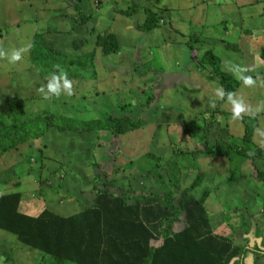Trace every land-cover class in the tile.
<instances>
[{
	"label": "rangeland",
	"instance_id": "374dc122",
	"mask_svg": "<svg viewBox=\"0 0 264 264\" xmlns=\"http://www.w3.org/2000/svg\"><path fill=\"white\" fill-rule=\"evenodd\" d=\"M131 2L136 8L128 20L123 13ZM73 6L66 0H0V140L6 143V150H0V193L23 194L19 210L26 215L47 208L68 216L90 202L96 165L101 164L100 174L114 194L173 193L181 179L185 185L200 175L191 193L204 204L213 233L264 252V185L256 181L257 170L249 161L228 157L230 147L244 136V118L251 142L258 148L264 144V62L259 58L264 3L240 9L234 0H88L82 5L87 22ZM145 10L160 16L159 29L138 46L136 24L144 20ZM30 14L39 15L38 26L30 25ZM19 22L20 35L12 28L9 36L3 33ZM37 32L47 42L45 34H58L52 40L60 55L58 71L49 77L35 68L26 71L13 57L16 50L21 57L23 48L27 56ZM105 32L115 33L119 52L103 63L94 43L95 35ZM191 36L192 45L186 43ZM190 46L198 51L190 52ZM205 52L219 59V70L238 83L234 94L224 97L211 68L198 64ZM91 53L95 67L82 69L79 64L88 63ZM6 66L14 74L10 78L3 73ZM177 76L175 87L168 86ZM16 100L21 114H11L5 105L14 102L20 111ZM108 114L140 119L141 129L102 142L93 140L91 132L68 127L74 119L88 123ZM15 115L20 130L32 123L35 135L17 130ZM194 119L199 131L190 141L181 127ZM213 148L221 154L207 153ZM257 166L264 171V159ZM13 241L0 239V264H50V258ZM243 263L264 264V255L248 251Z\"/></svg>",
	"mask_w": 264,
	"mask_h": 264
},
{
	"label": "trees",
	"instance_id": "16d2710c",
	"mask_svg": "<svg viewBox=\"0 0 264 264\" xmlns=\"http://www.w3.org/2000/svg\"><path fill=\"white\" fill-rule=\"evenodd\" d=\"M66 1L72 2L76 15L79 13L82 21L87 22L88 17L82 12V5L88 0ZM259 1L264 3L261 0H234L235 5L240 9L252 7ZM28 8L31 12H35L32 7ZM135 8L136 4L131 2L129 10L123 13L125 18L132 19ZM145 14L142 23L136 24V30L139 31L138 46L143 43L145 35L159 29L158 17L160 16L149 10H145ZM30 16L32 18V14ZM38 16L37 14L35 18L28 19V21L32 20L31 26L35 27L38 26L37 23H41ZM19 23V25H13L17 33L23 26V22ZM226 25L225 21L222 26L225 28ZM7 31L6 29L3 33L6 35ZM94 33L92 30L91 34ZM102 34V36L95 35L94 46L95 52L98 51L99 61L106 63L110 56L119 52V48L115 33ZM41 35L38 32L32 35L27 48V56L23 48L21 57L18 55V50L13 51V57L16 62L20 63V67H26V71L29 67L35 68L42 75L49 77L52 76L54 70L58 71L57 58L60 55L54 52L52 45L53 38H56L58 34L54 32L45 34L48 42ZM194 40V36H191L186 43L192 45ZM137 50L139 48L133 49L132 53L134 54ZM189 51L197 52L198 50L191 47ZM132 53L128 55L130 63ZM259 58L264 62V45L260 49ZM193 59L197 60L195 57ZM95 60L94 53H91L88 56V63L79 64V66L82 69L84 66L93 69ZM197 62L211 68V73L219 79V88L224 97L237 91L238 83L230 74L219 70L220 61L212 56L211 52H205ZM122 65L125 67L126 62L123 61ZM132 71H136V67ZM178 76L177 80H173L168 86L175 87V82L181 78ZM19 100H16V104L20 111H17L13 105L14 102L5 104L11 114L15 112L21 114L22 106ZM125 109L126 107L124 111ZM149 114L150 117L155 115L153 111H149ZM20 122V116L15 115L13 123L17 130L27 134L35 133L36 129L32 128V123L27 124L30 127L25 125L20 130ZM73 122H69L70 129L79 128L86 133L91 132L93 140L102 142L109 138L118 139L132 134L140 130L142 126L140 119L133 121L131 117L119 118L113 114H108L98 121L81 123L74 119ZM243 127L244 136L237 145L230 147L231 154L228 157L230 160L235 158L237 161H249L257 170L256 181L264 185V171L257 166V162L264 159V144L258 148L251 142V131L246 118L243 119ZM198 131L199 127L195 119L182 124V135L190 141L195 139ZM8 132L5 136L9 134ZM7 139L9 138L5 140ZM20 140L24 141L25 138L21 137ZM5 145L6 143L0 140V150H6ZM8 145L13 149L16 147L15 143ZM207 153L221 154L218 148L210 149ZM105 157V153L99 154L102 163L106 162ZM101 167V164L95 167L97 168V172L94 173L96 186L95 188L92 186L94 193L90 202L72 215L66 216L45 208L37 216H29L19 210L23 194L20 192L0 193V239L6 238L11 242L13 239V242H18L21 246L40 253V258L45 260L50 258V264H233L235 262L244 264L243 260L248 251L264 255V252L256 245L251 248L235 245L229 236L213 233L204 204L191 193L200 184L202 179L200 175L195 178L189 177L191 180L185 185H183L184 178L181 179L178 190L173 193L151 190L143 194L132 191L114 194L110 191L111 182L106 181V178L100 174L99 168ZM2 183H7V180H3ZM64 199L68 200L70 197ZM5 248L6 246L3 245L1 251ZM10 256L7 261L11 260Z\"/></svg>",
	"mask_w": 264,
	"mask_h": 264
},
{
	"label": "crops",
	"instance_id": "0c3cea01",
	"mask_svg": "<svg viewBox=\"0 0 264 264\" xmlns=\"http://www.w3.org/2000/svg\"><path fill=\"white\" fill-rule=\"evenodd\" d=\"M258 13H259V12H258ZM260 14L262 15V14H264V12H262V13H260ZM243 16L245 17V15H243ZM22 19H23V16H22ZM10 28L13 29V25L10 26V27H7V30H10ZM14 32L17 33V30L15 29ZM18 35H20V34L18 33ZM6 36H9V34L6 33ZM0 58H1V57H0ZM1 59H2V58H1ZM3 64H5V63L3 62ZM8 66H11V65L9 64ZM4 70H5V72H3V73L5 74V76L8 75L7 78H10V77H12V75H14L13 72H11V71L8 72V71H7V66L4 67Z\"/></svg>",
	"mask_w": 264,
	"mask_h": 264
}]
</instances>
